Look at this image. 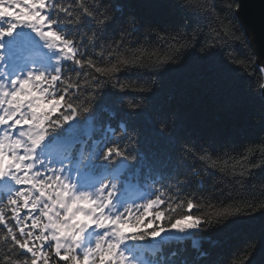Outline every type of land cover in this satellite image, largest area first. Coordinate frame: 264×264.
I'll list each match as a JSON object with an SVG mask.
<instances>
[{
	"label": "snow or ice",
	"instance_id": "1",
	"mask_svg": "<svg viewBox=\"0 0 264 264\" xmlns=\"http://www.w3.org/2000/svg\"><path fill=\"white\" fill-rule=\"evenodd\" d=\"M75 3L81 15L77 17V26L69 28L61 22L59 15L72 14L70 6L66 7L62 0H32L31 3L0 0V144L4 145L5 154L21 165L20 171L28 173L23 176L8 165L0 168V179L11 175L15 185L19 186L7 203L0 202V207L11 209L7 218L0 220V230L11 233L10 248L0 253V264H45L46 261L54 264H156L155 259L147 260L144 254L151 252L155 257L161 251L159 245L169 238L177 241L192 239L193 247L199 248V241L193 239L198 233L194 224L166 221L162 230L157 227L140 234L129 231L130 226H139L142 220L148 223L143 215L135 214V208H152L165 197V192L155 187V179L151 177L171 172L176 166L178 152L197 155L201 148L195 141L176 134V115L169 116L162 111L153 112L155 129L146 131L143 146L139 131L136 137H129L128 117L149 108L146 97L153 88L145 86L134 91L122 87L124 73L112 61L118 58V49L124 44L125 37L140 33L142 24L137 22V15L128 14L124 18L127 27L120 29L123 33L120 44L113 43L106 58L103 51L96 49L102 48L100 41L110 26L119 21V5L111 4L110 0H95L91 7L85 0H75ZM184 7L185 12L193 13L203 9L194 2ZM228 7H218L213 2L208 8L210 13L217 15L220 25L219 30H213L211 43L210 37L203 34L186 39L181 35H170L162 38L166 49L148 53L143 48H134V53H139L137 59L144 56L152 59L151 65L145 68L149 77L145 85L168 66L179 65L187 54L182 49L194 50L195 47L208 53L215 47V40L223 42L232 37L227 16L220 15ZM25 10L29 16L39 13L37 20H24ZM82 31L93 37L91 43H86ZM222 49L224 58L240 69L237 75L247 73L251 77L247 81L249 92L253 94L256 90L258 96L264 98V67L250 66L247 58L236 59L237 50L232 44L225 43ZM128 62L123 60V63ZM149 67L153 70L148 71ZM90 75L94 77L96 87L85 100L84 93L88 89L82 92L81 79L86 80ZM109 75L111 81L105 79ZM28 86L37 95L21 102L19 97L30 96ZM106 89L111 90L115 107L102 104ZM38 100L45 104L55 101L53 109L58 107L59 111L40 114L44 123L34 133L36 124L29 126L25 121L36 115L32 109ZM104 113L109 117L107 121L102 120ZM242 114L229 111L230 119L237 122ZM112 121L116 122L115 126ZM131 130L137 131V128L131 126ZM205 137L210 143L203 148L205 154L199 156L201 160L211 159L218 150L213 147L216 137ZM130 139L136 141V161H142L133 171H129L127 160L126 144ZM256 149L264 154V143ZM254 151L250 148L248 155ZM148 152H151V158ZM99 164L106 165L110 171H106L107 178L89 190V185L97 183ZM141 177H148L153 184H141ZM133 185L142 187L144 194L130 200L128 190ZM194 202L193 198L185 201V205ZM167 204L168 200H165V206ZM17 205H23L22 209ZM73 205L88 207L73 208ZM17 211L19 223L12 216ZM196 211L193 208L189 215ZM80 212L84 213V219L71 224V219ZM157 232L158 235H153ZM150 238L160 239L154 244L142 243ZM255 250L254 246L247 250L240 248L243 256L233 252L229 259L232 264H248Z\"/></svg>",
	"mask_w": 264,
	"mask_h": 264
},
{
	"label": "trees",
	"instance_id": "2",
	"mask_svg": "<svg viewBox=\"0 0 264 264\" xmlns=\"http://www.w3.org/2000/svg\"><path fill=\"white\" fill-rule=\"evenodd\" d=\"M85 2L91 7L95 0ZM180 2L184 6L193 2L202 5L198 0ZM213 2L218 7L227 5V0ZM62 3L66 7L70 6L72 14L66 16L59 13L61 22L66 27H76L77 17L81 15L78 5L75 0H62ZM110 3L119 5V21L110 26L105 38L100 41L102 48L96 51H103L107 58L111 45L120 44V37L123 35L120 29L127 27L124 18L130 13L141 17L140 33L125 37L124 44L118 49L119 56L112 63L118 64L120 72L124 73L122 87L134 91L145 86L153 88L146 97L149 108L128 117L129 137H136L139 131L143 146L146 131L155 129L153 112L162 111L169 116L173 113L176 115V134L186 136L188 141H195L197 147L201 148L197 155L178 152L176 166L171 172L151 177L155 179V187L165 192V197L159 204L149 208L145 215L143 209L140 211L139 215H143L144 220L148 221L147 224L140 222L139 226L131 227L136 234H140L152 228L161 229L166 221L173 224L180 221L194 224L198 233L193 239L199 241V248L193 247L192 239L165 242L159 245L161 251L155 257L151 252H145V259H155L156 264H183L184 260L187 264H232L229 257L233 252L243 256L240 248L247 250L254 246L256 250L248 264H264V164L261 163L264 161V154L256 149L264 143V125H255L250 119L252 114L264 109V98L249 92L247 81L251 77L247 73L237 75L240 69L224 58L222 48L225 43L234 45L237 50L236 59H245L250 49L246 47L243 38L236 40L235 37H228L223 42L215 40V47L206 55L201 54L200 48L182 49L187 54L179 65L168 66L158 76L151 77V83L145 85V81L149 79L145 68L151 65L152 59L147 56L137 59L139 53H134V48H143L148 53L166 49V42L162 38L170 35H181L186 39L187 36L203 34L210 37L211 43L214 39L213 30H219L220 27L217 15L206 10V5H202L203 9L199 13L185 12V7L181 8L175 0H110ZM220 15L223 17L228 13ZM234 15L238 19L237 13ZM128 19L131 20L132 17ZM82 34L86 37V43L92 42L91 35L83 31ZM123 60L129 62L123 63ZM256 63L259 65L258 61ZM152 70L148 68V71ZM105 79L111 81L112 76ZM81 85L82 92L88 89L83 97L88 100L91 91L96 87L94 77L90 75L86 80L82 78ZM102 104L115 107V99L111 97L110 89H106ZM47 111L55 112L59 108L53 109L50 102L43 110ZM229 111L243 114L237 122L230 119ZM108 119L107 113L102 114L103 121ZM112 123L115 126L116 122ZM131 126H135L137 131H132ZM169 130H172L170 125ZM209 135L216 137L213 147L218 150L211 159L201 160L199 156L205 154L203 148L210 143L205 136ZM126 147L127 160L130 163L128 169L133 171L142 163L140 160L136 161V141L130 139ZM250 148L255 151L249 156ZM148 156L151 158V152H148ZM7 159L0 144V161L3 165L9 164ZM98 167L97 177L101 181L107 178L106 171L110 170L104 164H99ZM140 179L141 184H153L148 177ZM13 181L9 175L3 194L0 193L3 198L0 202L7 203L9 198L15 196L17 188ZM12 190L14 194L11 193ZM133 191L137 192L136 196L144 194L142 187L133 185L128 190V197L135 195ZM193 198L194 203L185 205V201H192ZM24 199L27 203V198ZM165 200H168L167 206ZM22 207L23 205H17L18 209ZM193 208L197 209L196 213L189 215ZM9 211L11 209L0 207V220L6 219ZM12 216L19 223V212H13ZM226 221L229 224L221 228V224ZM10 236L11 233L0 230V253L10 248ZM142 243L154 244V238ZM173 252L179 255L172 256ZM201 253L206 255L202 256ZM45 264L54 262L46 261Z\"/></svg>",
	"mask_w": 264,
	"mask_h": 264
},
{
	"label": "clouds",
	"instance_id": "3",
	"mask_svg": "<svg viewBox=\"0 0 264 264\" xmlns=\"http://www.w3.org/2000/svg\"><path fill=\"white\" fill-rule=\"evenodd\" d=\"M198 2L202 5H206V10L212 6L213 0H198ZM175 3L179 4L181 8L184 7V4L180 2V0H175ZM242 0H227L228 8L225 9L226 13H228L227 18L229 23L232 26V37H240L243 38V41L250 49L249 53L247 54V59L251 64H257L256 61L258 58H260L256 54V49L254 45V34L248 31V35H245V28L241 26V23L238 19L235 18V13L238 12L241 8ZM137 22H140V19L137 18ZM202 55H206L207 53L201 52ZM253 94L259 95V93L256 90H253ZM251 121L255 125H264V109L258 110L256 113L252 114L250 117ZM253 211H256L255 209ZM229 222H224L221 224V228H224L226 225H228Z\"/></svg>",
	"mask_w": 264,
	"mask_h": 264
},
{
	"label": "water",
	"instance_id": "4",
	"mask_svg": "<svg viewBox=\"0 0 264 264\" xmlns=\"http://www.w3.org/2000/svg\"><path fill=\"white\" fill-rule=\"evenodd\" d=\"M237 17L241 26L254 34V45L258 64L264 67V0H242Z\"/></svg>",
	"mask_w": 264,
	"mask_h": 264
},
{
	"label": "rangeland",
	"instance_id": "5",
	"mask_svg": "<svg viewBox=\"0 0 264 264\" xmlns=\"http://www.w3.org/2000/svg\"><path fill=\"white\" fill-rule=\"evenodd\" d=\"M43 22L42 20L40 21V23ZM52 104L56 103L55 101H52L51 102ZM58 108V107H57ZM77 207H80V208H86L88 207L87 205H73V208H77ZM162 218V216L160 215V219ZM84 219V213L83 212H80V213H77V215L71 219L70 223L71 224H77L78 222H80L81 220ZM190 219V218H189ZM177 224H185V225H188V223L184 222V221H180L178 222ZM163 228H161L162 230ZM159 233H155L154 235H158ZM164 234H162L163 236ZM160 238H154V241L155 240H159ZM170 241H177L175 240L174 238H169L166 242H170Z\"/></svg>",
	"mask_w": 264,
	"mask_h": 264
}]
</instances>
